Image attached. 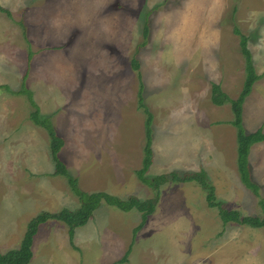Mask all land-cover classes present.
Wrapping results in <instances>:
<instances>
[{
	"label": "rangeland",
	"instance_id": "obj_1",
	"mask_svg": "<svg viewBox=\"0 0 264 264\" xmlns=\"http://www.w3.org/2000/svg\"><path fill=\"white\" fill-rule=\"evenodd\" d=\"M241 35L259 76L243 103V126L264 132V0H0V227L16 233L0 237L2 247H19L27 220L40 212L79 207L67 179L54 175L47 130L32 121L28 97L15 94L26 72L24 85L65 142L59 158L84 192L155 196L136 175L146 144L141 83L153 120L146 176L204 171L227 210L263 218L264 142L248 158L256 196L240 178L231 104L211 99L214 85L231 100L243 89ZM93 215L76 234L92 223L105 236L92 245L77 240L80 264H112L130 244L127 264H264V227L223 225L194 182L161 185L136 233L138 210L103 202ZM51 221L36 234L41 253L54 255L58 243L63 258L56 252L52 264H71L63 247L73 238ZM114 242L115 252L102 246Z\"/></svg>",
	"mask_w": 264,
	"mask_h": 264
},
{
	"label": "trees",
	"instance_id": "obj_2",
	"mask_svg": "<svg viewBox=\"0 0 264 264\" xmlns=\"http://www.w3.org/2000/svg\"><path fill=\"white\" fill-rule=\"evenodd\" d=\"M5 11L8 15L7 10ZM147 29V28H145ZM235 32L239 33L237 28L234 29ZM146 32V30H145ZM248 38L241 35V51L246 59V77L243 85V89L236 100H231L227 97L225 93L220 91L218 85L213 86L212 90V102L216 105H224L230 103L232 107V112L234 114V119L231 124L237 129V155H238V169L240 173V178L242 182L248 189H251L256 196H258V186L252 181L250 175V166L248 162L249 153L251 147L260 142H264V132L262 128L254 131L247 132L243 126V103L246 97L250 94L254 83L259 79L256 75L255 69L252 62V56L249 48L247 47ZM32 58V53L29 54L28 59ZM29 67V66H28ZM132 67L138 69L139 65L136 60H133ZM28 77V72L23 76V86L21 92L15 94H25L28 97L34 111L31 114L32 121L44 127L51 139L50 151L52 159L54 161L55 171L54 175L63 176L67 179L68 184L72 192L76 195L79 200V207L76 209L63 208L58 212H48L42 211L33 217L27 224L26 231L21 240L20 246L16 249L9 250L6 253L0 252V264H30L33 257L32 245L34 237L36 236L40 225L46 223L47 221H60L63 222L68 227V234L70 239L73 238L75 229L85 225L90 218L93 216L94 212L99 208V206L104 202L110 206L117 207L123 212H129L131 210H138L142 213L143 219L141 220L139 226L135 229L134 233L140 231L147 220V217L152 214L155 210L156 203L159 199V188L161 185L169 182L187 183L194 182L200 185L206 195V200L210 207L217 208L219 216L221 218L222 224L227 225L230 222L247 225L254 228L264 227V217L259 216H241L238 211L227 210L225 204L222 201L217 200L215 194V188L212 183L208 180L206 173L203 172H177L173 171L168 174H160L156 176H146L147 171L152 165L153 152L151 148L152 142V112L149 110L143 102L142 98V84H139L138 91V106L144 111L146 115L145 120V138L146 144L143 148L144 158L142 162V168L136 171L138 179L148 187L152 189L155 193L153 198L147 200H141L138 197H129L127 199H122L114 195L108 194L106 192H96V193H86L81 190L78 186V181L75 179L67 169V166L59 158V153L64 147V140L58 135L56 129L51 123L49 117L41 115L40 108L36 105L33 99L31 90H29L24 84ZM7 88V86H4ZM261 207L264 212V202L261 201ZM131 248L128 249L127 253L122 258L121 262H126L130 254Z\"/></svg>",
	"mask_w": 264,
	"mask_h": 264
},
{
	"label": "crops",
	"instance_id": "obj_3",
	"mask_svg": "<svg viewBox=\"0 0 264 264\" xmlns=\"http://www.w3.org/2000/svg\"><path fill=\"white\" fill-rule=\"evenodd\" d=\"M91 122H93V121H91ZM105 133V132H104ZM105 135H106V133H105ZM115 196V195H114ZM118 197V196H117ZM120 198V197H119ZM140 199V198H139ZM96 212V211H95ZM95 212H94V214H95ZM93 217H94V215L92 216V218L91 219H93ZM91 219H90V221H91ZM26 222V221H25ZM29 222V220H27V223ZM54 222H57V226H56V228L59 226V225H61V224H59L60 223V221H51V223H54ZM27 223H26V227H27ZM44 225V224H43ZM47 225V224H46ZM42 226V225H41ZM41 226H40V228H41ZM63 226H64V233H68V227H67V225H65V224H63ZM39 228V229H40ZM77 229H79V228H76L75 229V233H74V237H73V241H71L70 240V236H69V240H70V243L68 244V246L67 247H63L64 249H66V250H69L71 253H73V256H74V258L72 257V259H71V264H80V263H82V260H80V257H82V255H81V247H80V245L77 243V240L78 239H80L81 240V243L85 246V244H86V242H89L91 245L93 244V243H91L90 241L91 240H93L94 238H95V236H97V235H100L101 237H104L105 236V234L103 233V228L102 227H98V226H93L92 225V223H90V225H89V229L87 228V227H85V228H82V229H80L79 231H78V235L76 234V232H77ZM136 229V228H135ZM25 231H26V229H24ZM42 230V229H41ZM56 231L58 230V228L57 229H55ZM23 233H25L24 231L22 232V233H20L19 234V236H22V234ZM16 235V233L13 231V229L11 230V229H4V228H2V227H0V237H2V238H4V239H6L7 241H8V239H11V240H13V238H14V236ZM38 235V234H37ZM36 235V236H37ZM69 235V234H68ZM24 236V235H23ZM35 236V238H34V240H33V245H32V253H33V257H32V259H31V261H30V264H52V262L56 259V256H57V253H58V255H59V257L60 258H63L62 256H61V254H60V245L58 244V243H55L54 242V245H53V247H54V250H55V253H54V255H53V253H51V252H49V251H47V253H44V251L41 253V249L42 248H40L41 246L43 247V246H45V244H43V245H41V241H40V239L38 238V237H36ZM22 239V238H21ZM35 241V242H34ZM83 241V242H82ZM74 242V243H73ZM71 244V245H70ZM4 245V243H1L0 242V252L1 253H6V252H8L9 250H12V249H16V248H18V247H16V248H14V247H7V248H4V247H2ZM20 246V245H19ZM95 246L96 247H98V248H100L101 247V244H96L95 243ZM103 247H107V250H108V252H115L116 250H118V246H117V244L114 242V243H103V245H102ZM131 246H132V244H130L129 245V248H131ZM38 247H39V249H38ZM1 248H3V249H1ZM43 250H45L46 251V249H43ZM51 250H52V248H51ZM54 250H52V252L54 251ZM57 252V253H56ZM132 252V250L130 251V253ZM124 253L126 254V252L124 251ZM130 255V254H129ZM124 257V255L123 254H121L118 258H116V259H113L112 258V261H113V263L112 264H115V263H117V264H127L126 262H121V260H122V258ZM130 257H131V255H130ZM114 260H116L117 262H115ZM128 260V259H127Z\"/></svg>",
	"mask_w": 264,
	"mask_h": 264
}]
</instances>
